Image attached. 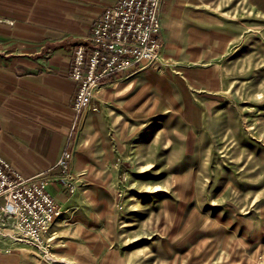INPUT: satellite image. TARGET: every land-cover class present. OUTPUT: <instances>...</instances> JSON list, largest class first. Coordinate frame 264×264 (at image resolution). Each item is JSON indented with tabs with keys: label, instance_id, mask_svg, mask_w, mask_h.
<instances>
[{
	"label": "rangeland",
	"instance_id": "1",
	"mask_svg": "<svg viewBox=\"0 0 264 264\" xmlns=\"http://www.w3.org/2000/svg\"><path fill=\"white\" fill-rule=\"evenodd\" d=\"M161 13L159 61L100 80L50 226L7 227L0 264H264V0Z\"/></svg>",
	"mask_w": 264,
	"mask_h": 264
},
{
	"label": "crops",
	"instance_id": "2",
	"mask_svg": "<svg viewBox=\"0 0 264 264\" xmlns=\"http://www.w3.org/2000/svg\"><path fill=\"white\" fill-rule=\"evenodd\" d=\"M116 2L0 0V157L11 169L24 176L61 173L57 162L77 128L72 52ZM130 71L110 73L102 82Z\"/></svg>",
	"mask_w": 264,
	"mask_h": 264
},
{
	"label": "built area",
	"instance_id": "3",
	"mask_svg": "<svg viewBox=\"0 0 264 264\" xmlns=\"http://www.w3.org/2000/svg\"><path fill=\"white\" fill-rule=\"evenodd\" d=\"M163 1L117 0L104 10L87 43L73 49L69 76L79 82L73 103L76 124L104 76L129 67L141 70L159 61ZM57 166L66 173V152ZM53 178L51 172L24 176L0 157V236L12 227L26 239H39L50 226L56 209L55 199L47 189Z\"/></svg>",
	"mask_w": 264,
	"mask_h": 264
}]
</instances>
